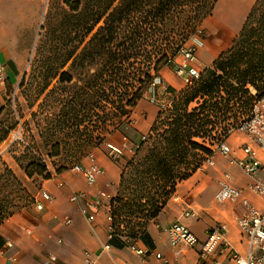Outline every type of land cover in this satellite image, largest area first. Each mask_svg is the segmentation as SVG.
<instances>
[{
  "label": "trees",
  "instance_id": "obj_1",
  "mask_svg": "<svg viewBox=\"0 0 264 264\" xmlns=\"http://www.w3.org/2000/svg\"><path fill=\"white\" fill-rule=\"evenodd\" d=\"M62 2L67 10L54 30L56 65L45 71L42 92L52 80L58 86L53 89L74 87L68 90V97L56 99V126L76 136L86 112L95 106L102 112L104 124L127 118L148 87L160 83V70L171 66L199 31L200 22L211 14L216 0ZM49 4L50 0L47 7ZM61 46L65 50L62 56ZM23 82L24 78L20 86ZM166 91L173 95L172 100L157 112L145 139L122 167L112 199L115 235L111 244L141 238L176 183L189 177L211 154L207 140L223 141L249 115L253 101L264 95V0L254 1L230 46L191 85ZM7 135L5 131L1 141ZM67 151L75 153L76 149L69 146ZM35 167L40 174L46 170L44 165ZM44 176L48 178L49 173ZM14 212L0 197V223ZM117 217L140 221L134 225L137 229L131 227L125 235Z\"/></svg>",
  "mask_w": 264,
  "mask_h": 264
},
{
  "label": "crops",
  "instance_id": "obj_2",
  "mask_svg": "<svg viewBox=\"0 0 264 264\" xmlns=\"http://www.w3.org/2000/svg\"><path fill=\"white\" fill-rule=\"evenodd\" d=\"M254 1L216 0L211 14L207 16L208 25L217 27L216 33L212 34L204 47L197 49L194 60L188 63L189 66L198 69L209 66L220 50L228 48L231 38L240 30ZM220 4H226V7L223 6L222 20L219 21L215 18V12ZM43 8L44 0H0V63L5 65V76L10 82L17 76L21 64L14 54L22 51L31 41L35 22L40 20ZM23 19L28 21V25L21 27L20 22ZM173 70L170 66L160 70L157 90L170 86L177 92L176 85L181 77L171 78L170 72ZM3 88L0 85V97L3 95ZM148 99L150 98L144 95L129 117V129L140 137L144 132H149L157 114L156 106ZM122 140L129 145L134 144L125 135ZM224 142L230 147L235 159L244 157L243 149L249 146L264 164V150L249 135L232 132ZM209 147L212 149L214 145ZM87 162L86 158L81 164L87 165ZM95 162L102 169V173L92 185H87L81 174L70 168L64 169L57 173V177L46 179L41 184V191L50 194V202L40 198L41 191H30L35 203L40 202L43 205L42 209L38 210L32 205L14 212L0 223V264H87L86 254L92 264H234L233 254L244 255L248 252L246 238L236 222L238 217L246 213V209L238 202L218 203L215 194L219 181L226 180L224 175L228 174L226 181L240 188L243 197L261 211H264V197L249 192L246 189V185L250 183L247 175L238 165L230 163L227 157L219 153L214 154L212 165L202 164L189 177L176 183L174 192L158 215L148 222L141 238L129 242L125 240V243L117 245L109 241L111 248L108 251L103 250L109 225L105 211L98 209L95 220L89 222L77 210L76 205L69 201L70 195L75 191H86L91 198L98 196L100 192L114 194L120 180L122 164H116L101 155L95 156ZM18 178L23 181L20 174ZM66 218L71 221L67 225L64 224ZM176 221L187 226L198 238L194 247L182 244L171 246L166 228ZM217 225L222 229L223 240L215 236L209 238L210 229ZM8 241L12 243L11 248L5 247ZM205 243L210 254L201 259L200 251ZM131 244L160 253L162 258L156 259L151 254L136 256L129 247ZM8 256H14L15 261H8ZM50 256H55V261H51Z\"/></svg>",
  "mask_w": 264,
  "mask_h": 264
},
{
  "label": "rangeland",
  "instance_id": "obj_3",
  "mask_svg": "<svg viewBox=\"0 0 264 264\" xmlns=\"http://www.w3.org/2000/svg\"><path fill=\"white\" fill-rule=\"evenodd\" d=\"M47 5L48 0H44L45 8L42 10L40 20L35 22L31 41L22 48V51L14 54L15 59L21 62L20 69L12 82L8 78L5 79L3 95L0 97V197L4 200V205L15 212L32 205L35 206L36 203L30 191H41L42 182L50 178V176L45 178V173H49L52 170L58 173L70 168L73 163L81 164L86 161L87 156L90 154H92L94 161L96 155L106 156L111 159L106 144L113 143L117 144V146L126 144L123 143V135L127 137L129 142L134 143L133 146L128 144L133 149H136L137 144L141 141L139 134L129 129L131 128L130 114L121 122L112 119L104 124L102 112L96 106L93 110L86 112L87 115L84 117V122L77 134L81 135V138L77 135L73 136L72 132L68 134L67 130H60V126H56V114L58 111V101L56 99L59 95L68 97V90L72 91L74 87L63 85L53 89L57 86V83L52 80L42 92L46 81L44 80L47 74L45 71L56 65L53 50L55 49L57 34H55L54 30L61 14H63L64 10H67L62 0H50L49 7ZM224 5L226 7V4H220L215 12V18L219 21L222 20ZM23 21L20 22L21 27L28 25L26 19H23ZM198 27L199 31L185 44V48L190 47L194 50V55L197 49L204 47L207 40L211 39L212 34L216 33L217 30L216 26L208 25L207 17L200 22ZM225 49L220 50L217 56ZM60 53L61 56L65 54L63 46L60 47ZM178 55L173 59L174 61H177ZM209 66H201L197 69L202 72L204 68ZM170 67L174 68V63ZM170 75L173 79L176 77L180 78L174 70L170 72ZM82 76L80 75L79 79H83ZM22 78H24V82L20 86ZM185 87L182 79L176 85L177 91ZM50 90L52 91L50 92ZM166 90L167 87L157 90V85L155 87L149 86L144 94L150 98L148 101L156 106L157 112L165 109L173 98V95L167 93ZM161 92L165 93L160 94ZM151 93L154 98H151ZM194 105L192 103L190 106ZM15 130H19L21 138L27 141L36 153L24 147L19 140L14 141L9 146H6V143L2 145L1 137L4 136V132L8 131L5 139L7 140L10 136V131ZM232 132L246 135L244 131L238 128L233 129L230 133ZM142 135H147V132ZM17 136L19 137V134ZM76 137L79 139H76ZM225 139L226 137L222 140L224 141ZM207 141L206 145L210 146L217 141V138ZM58 145L59 147H57ZM69 146H74L76 152L67 151ZM56 151L58 155H54ZM41 156L46 159L47 166L42 162ZM132 157L133 154L126 152L119 159L111 160L116 162V164H122L123 167L126 161ZM26 165H28L27 173L24 170ZM41 165L46 168L42 174L35 167L41 168ZM7 171L12 173V176L15 177L20 185L10 178L11 176ZM28 172H31L32 175L29 176ZM18 174L22 176L23 181L18 178ZM116 194L117 187L114 190V195ZM116 221L119 222V227L123 230V233L127 235L131 227H135L134 225L140 220L117 217ZM135 229L137 228L135 227ZM128 241H131V239L128 238Z\"/></svg>",
  "mask_w": 264,
  "mask_h": 264
},
{
  "label": "built area",
  "instance_id": "obj_4",
  "mask_svg": "<svg viewBox=\"0 0 264 264\" xmlns=\"http://www.w3.org/2000/svg\"><path fill=\"white\" fill-rule=\"evenodd\" d=\"M178 58L179 60L177 61L173 60L174 71L179 77H181L184 85L189 86L200 75V71L197 68L189 66L188 64L195 58L194 50L190 47H184L180 51ZM5 78V65L0 63V85L4 84ZM153 85L154 84L152 83L151 86ZM151 98H154V96ZM238 129L249 135L258 147L261 150H264V95L253 101L249 115L246 116L239 124ZM10 132L9 138L3 141L6 142V146H9L14 141L19 140L24 147L29 148L36 153L34 149L30 147L29 143L21 138L19 130ZM17 134H19V137ZM141 139H145V135H142ZM213 145L214 147L211 149V154L205 156L202 164L212 165L213 156L216 153L227 157L230 163L238 165L243 173L250 179V183L246 185V189L249 192L264 197V164H262L256 157L254 150H252L249 146H246L243 149L245 154L244 157L235 159L232 155L230 147L224 141L215 142ZM106 146L109 149V155L112 160L119 159L126 152L134 154L135 151V149L129 147L128 144L117 146L112 143H107ZM41 160L47 166L46 159L41 156ZM87 160V165L73 163L71 164L70 169L81 174L87 185H92L97 176L102 173V169L94 161L92 154L87 156ZM49 176L50 178L57 177L56 171H49ZM224 177L227 180L229 175L225 174ZM226 180L219 181V188L215 194V200L218 203L238 202L246 209V213L243 216L238 217L236 222L242 235L246 238L249 250L244 255L237 253L233 254L232 259L234 264H264V211L254 207L248 199L243 197L242 190L240 188L232 186ZM113 197L114 194L100 192L98 196L91 198L86 191H75L69 197V201L76 205L77 210L89 222L95 220L98 209H103L105 211V218L109 224L107 228V242L103 245V250L105 251H108L111 248L109 241L115 235V229L111 225L113 221ZM40 198L46 202H50L52 200L47 191H41ZM176 198L177 197L175 196L174 199ZM35 207L40 210L43 205L40 202H36ZM70 222L69 218L64 219V224L67 225ZM166 233L168 240L173 247L180 244L188 247H194L198 243V238L189 230V228L177 221L171 223L166 228ZM223 235L222 229L218 225L210 229L209 238L215 236L218 239L223 240ZM206 245L207 243H205L203 249L200 251L201 259H205L210 254V250L206 248ZM5 247L11 248L12 243L10 241L6 242ZM129 247L136 256L143 257L151 254L156 259L162 258L160 253L149 251L134 244H131ZM254 250L257 252L255 253ZM49 258L51 261H55L56 259L55 256H50ZM7 259L10 262L15 261L14 256H8ZM85 262L87 264H92V260L87 254L85 255Z\"/></svg>",
  "mask_w": 264,
  "mask_h": 264
},
{
  "label": "bare ground",
  "instance_id": "obj_5",
  "mask_svg": "<svg viewBox=\"0 0 264 264\" xmlns=\"http://www.w3.org/2000/svg\"><path fill=\"white\" fill-rule=\"evenodd\" d=\"M223 37V36H222ZM218 47V46H217Z\"/></svg>",
  "mask_w": 264,
  "mask_h": 264
}]
</instances>
